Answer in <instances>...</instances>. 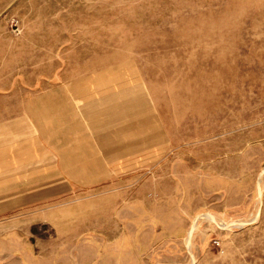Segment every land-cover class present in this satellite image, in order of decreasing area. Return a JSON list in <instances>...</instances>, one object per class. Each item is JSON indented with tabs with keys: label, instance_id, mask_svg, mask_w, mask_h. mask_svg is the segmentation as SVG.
<instances>
[{
	"label": "rangeland",
	"instance_id": "rangeland-1",
	"mask_svg": "<svg viewBox=\"0 0 264 264\" xmlns=\"http://www.w3.org/2000/svg\"><path fill=\"white\" fill-rule=\"evenodd\" d=\"M0 264H264V0H0Z\"/></svg>",
	"mask_w": 264,
	"mask_h": 264
},
{
	"label": "crops",
	"instance_id": "crops-1",
	"mask_svg": "<svg viewBox=\"0 0 264 264\" xmlns=\"http://www.w3.org/2000/svg\"><path fill=\"white\" fill-rule=\"evenodd\" d=\"M119 133H116V139L112 140L113 143L110 144H105L103 141L98 138V136L95 134L93 137V143L89 148H93V159H85L86 158V152L82 151L81 148L85 147L86 145H82L80 141H73L71 139L70 135H67V137H63L60 140V144L57 145L58 147L62 148L63 151L60 152H54L51 150L55 146V144L50 141L48 145L43 147L41 150L45 149L44 151V156L40 154L37 158H34L32 162L30 163V167L25 165V164H17V160L10 161L9 164L13 165L12 167L8 168V171L13 170L11 173V176H14L15 179L13 180H21L22 179H29V180H38V179H43L45 177L46 179L54 180L55 176L53 173L54 170V162L56 159L57 164L60 163L62 164L61 171L64 174V176H61V179H69V180H85L88 178L87 175H85V165L87 163H94V164H100L106 162V160L102 159V149L104 148H115V157H126L127 159L122 161L123 164H131L133 162V148L134 144L130 143V141L127 140H121L122 130L116 131ZM127 135V131H125ZM102 135V133L100 134ZM133 136V135H132ZM121 137V138H120ZM110 141V142H112ZM77 143V144H74ZM68 149V150H66ZM69 149H77V151H69ZM43 153V151H42ZM73 156V157H72ZM129 158V159H128ZM109 161V160H108ZM70 165H78L77 167H71ZM45 167V170L42 172H38L39 168ZM82 170V171H81ZM59 179V177H57ZM131 203V202H129ZM126 202L125 207V212L131 211V207L133 204H129ZM122 212V211H121ZM87 241V240H86ZM91 242V241H88ZM81 244H87V242H81Z\"/></svg>",
	"mask_w": 264,
	"mask_h": 264
},
{
	"label": "bare ground",
	"instance_id": "bare-ground-1",
	"mask_svg": "<svg viewBox=\"0 0 264 264\" xmlns=\"http://www.w3.org/2000/svg\"><path fill=\"white\" fill-rule=\"evenodd\" d=\"M195 225H196V223H194V225L192 226V228L190 229V231H189V233H188V237H187L188 240L191 239V236H192V234H193V232H194V230H195ZM188 248L191 249V244H190V242L188 243Z\"/></svg>",
	"mask_w": 264,
	"mask_h": 264
}]
</instances>
